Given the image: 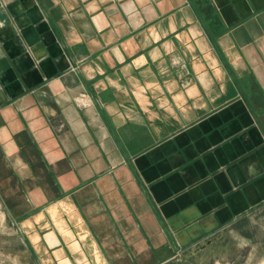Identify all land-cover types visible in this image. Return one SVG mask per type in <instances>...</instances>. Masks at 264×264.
<instances>
[{
  "label": "crops",
  "instance_id": "0c3cea01",
  "mask_svg": "<svg viewBox=\"0 0 264 264\" xmlns=\"http://www.w3.org/2000/svg\"><path fill=\"white\" fill-rule=\"evenodd\" d=\"M41 264H154L264 201V0H0V192Z\"/></svg>",
  "mask_w": 264,
  "mask_h": 264
},
{
  "label": "rangeland",
  "instance_id": "374dc122",
  "mask_svg": "<svg viewBox=\"0 0 264 264\" xmlns=\"http://www.w3.org/2000/svg\"><path fill=\"white\" fill-rule=\"evenodd\" d=\"M0 192V264H41L21 234ZM154 264H264V201L208 235L185 245Z\"/></svg>",
  "mask_w": 264,
  "mask_h": 264
}]
</instances>
